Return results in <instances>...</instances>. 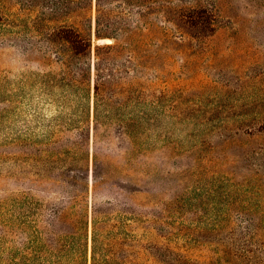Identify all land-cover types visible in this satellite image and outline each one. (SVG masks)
<instances>
[{"label": "trees", "instance_id": "16d2710c", "mask_svg": "<svg viewBox=\"0 0 264 264\" xmlns=\"http://www.w3.org/2000/svg\"><path fill=\"white\" fill-rule=\"evenodd\" d=\"M30 1L18 0L16 10L0 17L1 32L24 36L23 50L39 51L51 66L0 77V148L18 149L27 176L34 160L45 171L54 162L47 176L70 185L55 200L29 189L0 197V264H253L234 254L222 262L218 254L203 262L192 258V233L162 232L160 197L136 204L118 196L90 198L92 162L95 188L111 182L136 198L138 192H160L164 156L186 149L203 153L191 161L199 180L180 186L175 210L220 201L236 185L224 172L205 171L208 176L200 170L211 147L204 137L192 142V131L178 134V126L193 125L198 135L214 124L186 121L192 119L190 104L178 112L174 90L162 87L156 70L160 60L148 54L142 37L180 21L198 36L210 29V16L180 14L176 0H40L36 12ZM184 110L190 114L179 122ZM245 127L229 142L243 138ZM110 153L121 161H109ZM78 158L82 181L66 171ZM122 173L125 180L115 181Z\"/></svg>", "mask_w": 264, "mask_h": 264}, {"label": "rangeland", "instance_id": "374dc122", "mask_svg": "<svg viewBox=\"0 0 264 264\" xmlns=\"http://www.w3.org/2000/svg\"><path fill=\"white\" fill-rule=\"evenodd\" d=\"M30 2L36 12L39 8L36 2L41 1ZM17 4L18 0H0V17L5 18L9 11L16 10ZM176 5L180 14L190 11L208 14L210 29L194 36L180 21L179 27L168 24L161 31L153 27L142 37L148 54L160 60L156 70L162 87L174 90L178 112L190 104L192 119L186 121L214 124V128H206L198 135L193 132V125L178 126V134L187 137L192 131V142L204 137L211 147L204 154L200 170L211 174L216 170L224 172L233 176L236 185L227 189L229 194L220 201L196 204L192 210L182 209V213L175 210L178 209L175 196L183 192L180 186L199 180L198 170L192 169L191 161L196 154L203 153L199 149H186L183 153L164 156L167 159L160 192L154 189L150 190L151 195L138 192L136 198L126 189L112 187L111 182L95 188L92 162L88 179L91 201L118 196L122 201L136 204L155 195L163 200L159 207L164 220L162 232L167 236L172 232L175 235L192 233V243L187 246L192 258L203 262L207 256L218 254L222 262L234 254L253 260V264L255 261L264 264V148H261L264 135L259 130L264 124V0H176ZM25 44L24 36L9 31L3 33L0 28L1 78L14 76L24 67L51 66L39 51L23 50ZM184 97L187 100L181 102ZM10 104L3 102L2 106ZM183 112V117H176L179 122H185V113H189L188 110ZM242 126L251 133L244 129L243 138L230 143L233 133ZM78 133L73 132L72 137L77 139ZM0 150L3 151L0 153V197L9 191L29 189L55 200L58 192L69 187L68 182L60 185L47 176L52 174L54 162L47 165L45 171L34 160L28 166L30 175L27 176L23 173L26 164L17 148L1 147ZM121 159L114 153L108 156L111 162ZM83 163L79 158L69 163L66 171L71 174V180H83ZM126 177L122 173L114 180Z\"/></svg>", "mask_w": 264, "mask_h": 264}]
</instances>
